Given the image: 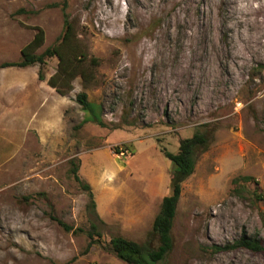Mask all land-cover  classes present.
Here are the masks:
<instances>
[{"label": "rangeland", "instance_id": "1", "mask_svg": "<svg viewBox=\"0 0 264 264\" xmlns=\"http://www.w3.org/2000/svg\"><path fill=\"white\" fill-rule=\"evenodd\" d=\"M65 21L62 53L88 77L66 97L48 85L57 57L0 70V264H126L113 237L156 249L165 153L196 133L209 147L160 264H264V0H0V65L20 62L39 29L36 55L59 47ZM80 93L105 127L83 124ZM243 236L263 251L223 249Z\"/></svg>", "mask_w": 264, "mask_h": 264}, {"label": "trees", "instance_id": "2", "mask_svg": "<svg viewBox=\"0 0 264 264\" xmlns=\"http://www.w3.org/2000/svg\"><path fill=\"white\" fill-rule=\"evenodd\" d=\"M67 4L65 3L64 8L66 9ZM72 32L71 25L65 21L64 26V37L59 47H53L47 49L43 54L36 55L37 50L44 43V32L39 29L34 40L24 47L21 51V61L16 63H3L0 65L1 69L6 68H19L25 69L28 67L35 66L37 64L43 66L48 58L57 57L59 59V69L54 76H52L48 85L54 89L57 94L62 97H66L72 90V82L80 75L82 78H88L85 73L78 71V68L74 66L71 60H67L62 53L61 46L69 43L70 34ZM83 57V56H82ZM84 58V57H83ZM39 80L44 81V76L39 73ZM76 101L81 106L87 117L83 120L84 123H95L99 126L105 127V123L102 120V108H98L100 116H96L97 110L93 108L94 104L88 102V97L85 93H80L76 97ZM96 106V105H95ZM209 139L206 135L196 133L191 138L184 139L180 142L178 152L172 154L169 152L165 153V157L173 164L174 169L170 180V194L164 197L162 200L160 212L156 217L153 224V233L159 237V246L156 249L141 246L135 242L126 240L122 237H113L110 241L112 251L116 256L125 262L126 264H160L170 254L173 249V239L171 231L176 217L178 203L181 198L182 184L185 182L195 171V167L201 153L208 150ZM115 153L119 154L120 151L117 149ZM79 162V161H78ZM71 161L72 168L70 172L76 183L88 193L89 204L87 210L91 211V214L96 220L100 221L99 216L96 213V204L92 193L91 186L84 182L79 176V163ZM249 181V178H244ZM234 182H237L236 180ZM58 224L65 229L66 232L72 229L60 220H56ZM94 236L100 237L101 234L98 231V227L95 223L91 225V232L89 237L91 239V247L97 245L99 241ZM217 251L221 252L233 250L237 248H244L253 252H262L263 247L253 238H247L243 236L233 246L225 248L215 247Z\"/></svg>", "mask_w": 264, "mask_h": 264}]
</instances>
